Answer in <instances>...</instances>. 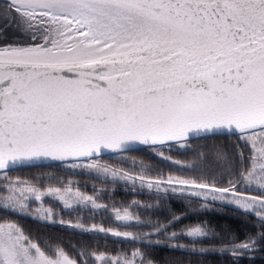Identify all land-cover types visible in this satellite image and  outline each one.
Returning a JSON list of instances; mask_svg holds the SVG:
<instances>
[{
    "label": "snow or ice",
    "instance_id": "6c2138e0",
    "mask_svg": "<svg viewBox=\"0 0 264 264\" xmlns=\"http://www.w3.org/2000/svg\"><path fill=\"white\" fill-rule=\"evenodd\" d=\"M9 29L24 38L0 44V169L43 159L71 161L76 168L83 161L107 178L109 169L98 159L109 151L143 145L164 156L169 142L238 133L252 150L251 166L226 187L196 179L167 182L254 213L264 241V0H2L0 36ZM218 159L231 168L223 153ZM241 183L244 191L255 183L259 195L245 196ZM141 184L159 187L143 177ZM5 191L0 207L23 211L24 191L11 183ZM76 199L104 207L79 193ZM115 218L139 222L127 210ZM152 227L155 232L143 236L97 230L133 241L166 231ZM186 235L195 251L209 231L197 226ZM257 243L250 238L231 251L250 252ZM91 259L153 264L140 249L114 259L92 253ZM0 264L82 262L62 247L46 250L8 222L0 223Z\"/></svg>",
    "mask_w": 264,
    "mask_h": 264
},
{
    "label": "trees",
    "instance_id": "16d2710c",
    "mask_svg": "<svg viewBox=\"0 0 264 264\" xmlns=\"http://www.w3.org/2000/svg\"><path fill=\"white\" fill-rule=\"evenodd\" d=\"M23 38L13 29H9L4 36H0V44ZM192 141L185 142L183 145L186 148L183 152L185 155L184 165L173 161L169 162L148 147L132 152L129 156L114 158L115 154L109 155L111 164H100L108 167L107 178H105V174H97L102 172V169H90L88 175L92 178L91 180L109 179L119 182L133 180L127 177L122 178V175L127 173L128 177L135 178V182H141V177L146 181L158 182L159 187L152 188H149L147 184L136 185V187H142L140 190L142 194H129L125 197L133 198V203L143 207L146 225L159 224L177 231H182L184 225L191 226L193 223L205 227L209 231V236L195 245V251L192 249V242L188 243V240L183 238L184 236H181L180 239L185 242L177 245L186 247H179L173 243L163 247V244L155 242L158 237L156 234L147 239L133 241L130 237H117L112 234V231L105 234L99 231L96 233L74 230L65 226L64 223L60 224L67 231L63 234H55L56 228L54 230L46 227L36 228L26 219L20 226L24 227L23 229L29 237L39 243L50 241L54 245L62 247L70 256L84 253L83 258L80 256L82 264L83 260H88V264H92V253L122 255L136 249H140L154 264H264V241L259 240L260 220L254 213L247 212L250 214H246V211L242 209L233 210L221 208L218 205H202L201 201L190 197L191 195L187 193L184 185H169L167 182L169 177L173 180L185 177L187 180L196 179L207 182L211 180L224 182L236 179L242 163L238 159V146L241 149H247V147L242 148L233 139L218 136L197 138L193 144ZM189 151L192 155L188 153ZM219 153H223L229 159L230 169L226 168L224 162L218 159ZM77 164L79 166L76 168H87L83 161H77ZM69 168L73 169V167ZM114 171L117 172L116 176L112 175ZM38 176L35 177L39 178ZM43 177L45 176L43 175ZM58 186L60 185L58 184ZM77 192L82 195L86 193L79 189ZM107 196L112 197L110 194ZM140 197H144L145 200H139ZM109 200L111 203L116 202V197L115 200ZM250 238L258 241L255 249L233 255L231 249L248 242ZM70 247H75L76 250H67ZM201 248L207 249V251L202 253L199 251Z\"/></svg>",
    "mask_w": 264,
    "mask_h": 264
},
{
    "label": "flooded vegetation",
    "instance_id": "af4514ba",
    "mask_svg": "<svg viewBox=\"0 0 264 264\" xmlns=\"http://www.w3.org/2000/svg\"><path fill=\"white\" fill-rule=\"evenodd\" d=\"M212 136L227 137L228 139H233V141L241 145L242 148L247 147V149L246 148L241 149L238 146L239 148L238 159L241 161L240 153L242 151L243 159L240 170L250 167L252 150L245 145L244 141L240 140L239 135H211L205 137H212ZM196 139H192L193 140L192 144L193 142H195L194 140ZM145 148L148 147L131 150L126 153H117V154L113 153L115 154L113 157L118 158L119 156L121 157L129 156V154H131L132 152L140 151ZM184 149H186L184 148V146L178 147L176 145L170 144L168 147H164L161 149V151L164 152V156H162V158L168 160L169 162L173 161L174 163H178L179 165H184L185 164V155L183 154V152H185ZM188 149L192 151L190 148ZM190 151L188 153H190ZM190 155H192V153H190ZM98 162L99 165L100 164L110 165L111 159L109 155H105L99 157ZM71 163L72 162L62 163L63 166L55 165V164L28 166V167L14 168L0 172V178L2 179L0 180V195H7V192L5 191L6 186L10 183L14 185L17 182H23V184H25V187H23V189L26 188L24 190V193L25 195L26 193H28V195H26L27 199L22 201L24 205L23 211H20L18 208L16 210H11L0 207V222L3 220L10 222L15 221L16 225L18 224L23 225L24 219H26L29 220L31 222L30 224L32 226H35L36 228L46 227V228H52L53 230L56 228L57 230L54 231L55 234H63L64 232H67L64 230V228H62V225H60L61 223H64L65 226L74 230L77 229L81 231H92L96 233L98 232L97 229L100 227H103L104 229H111L112 231L131 232L137 235L139 234L144 235L145 233L155 232V229L154 227H152V225H146L145 223V219L143 217L144 215L143 207L137 205L136 203H133L134 201L133 198L125 197L126 195L129 194H137V193L142 194V191H140L142 187H136V185H141V182L133 183V180L119 182L109 179L91 180L92 178L89 177L88 175L90 174L89 173L90 168L79 167V168L71 169L69 168L71 167ZM16 172H23V175L21 177L25 180H19L22 178L14 176ZM10 174L12 175L10 176ZM43 175L45 177H43ZM35 176H38L39 178H36ZM238 176L239 174L237 175V178ZM12 178H18V179L11 180ZM213 181H215L219 187H226L228 180L224 182L211 180L208 181V183H212ZM83 183L84 185H82ZM58 184L60 186H58ZM185 187L187 191H190L188 186ZM239 187L243 192V194L247 197L259 195V192L256 190L257 185L255 183L253 184L252 188L247 191H244L245 185L243 183H241ZM36 188H40V190H42L41 188H46V190L38 193L35 191ZM78 189L84 190L86 192L85 194H83V196H89L92 197L93 199H96L97 203L104 207L95 208L91 204H85L83 201H78L76 199V194L78 193L77 192ZM29 190H31L34 193H31ZM55 190H59V191L57 192ZM193 190L195 191V189ZM107 194H110L112 197L107 196ZM36 195H40L39 200L35 198ZM62 196L63 199H61ZM115 197H116V202H112V203L109 202L110 201L109 199L115 200ZM190 197L198 201H201L202 202L201 204L205 206L218 205L221 208H230L233 210L241 209L239 206L235 204L227 203L224 200H220V199L213 201L210 198L205 199L203 196L200 197L190 196ZM229 199H231V196L229 197ZM65 200L68 201V204H65L64 202ZM139 200L144 201L145 198L140 197ZM39 205H41L43 209L42 208L40 209ZM125 210H127L128 214L133 218L139 217V222H137L135 219H133L131 222L117 221L115 218L116 211H119L121 214H123ZM48 212H51L52 216L45 219V215ZM245 213L250 214L247 212ZM126 223L128 224V226H125ZM93 225H95L96 228H93ZM197 226L199 225H195V223L191 224V226L184 225L183 227L184 229L182 231H177L176 229H172L168 227L166 228V231L163 232V234H156L158 235L159 238L156 237L157 241L155 242H158L159 244H163V247L172 245L170 243H173V245H177L179 243L183 244L185 240L180 239V237L184 236L183 238L188 240V243H191L192 242L191 239L186 235L187 230ZM18 227L23 230V233L25 235H27L25 233V229H23L24 227L22 226H18ZM127 230H131V231H127ZM172 233H176L177 236L175 239L169 240L168 238L171 237ZM33 241L37 242L36 240ZM148 241L151 242L152 240H148ZM39 244L46 250H52L59 247L57 245H54L50 241ZM177 246H181V245H177ZM182 246L186 247L184 245ZM71 249L76 250L75 247ZM71 257L74 258V256ZM75 259L82 261V258L80 257L79 254H77Z\"/></svg>",
    "mask_w": 264,
    "mask_h": 264
},
{
    "label": "water",
    "instance_id": "95a60500",
    "mask_svg": "<svg viewBox=\"0 0 264 264\" xmlns=\"http://www.w3.org/2000/svg\"><path fill=\"white\" fill-rule=\"evenodd\" d=\"M0 1H2V0H0ZM232 134L239 135L238 133H232ZM223 135H230V134L225 133ZM205 136H211V135H201L199 137L193 136L189 140L196 139V138H200V137H205ZM174 143L175 144H181V143H183V141L180 142V143H177V142H169V144H174ZM144 147H148V146L137 145L135 149H141V148H144ZM113 153L114 152L109 151L105 155H110V154H113ZM105 155H103V156H105ZM67 162H71V161H57V160H52V159H43V160H38V161L30 162V163L17 164L15 167H11V168H8V169H0V172L7 171V170H10V169H14V168H21V167H28V166H38V165L62 164V163H67ZM187 193L189 195L197 196L195 194V192L187 191Z\"/></svg>",
    "mask_w": 264,
    "mask_h": 264
},
{
    "label": "rangeland",
    "instance_id": "374dc122",
    "mask_svg": "<svg viewBox=\"0 0 264 264\" xmlns=\"http://www.w3.org/2000/svg\"><path fill=\"white\" fill-rule=\"evenodd\" d=\"M250 166H251V164H250ZM12 174H10V176H11ZM23 175V172H16L15 174H14V176H17V177H19V178H22L21 176ZM16 179H18V178H12L11 180H16ZM179 179H186L185 177H182V178H179ZM0 180H2L1 178H0ZM19 180H25V179H19ZM187 180V179H186ZM15 186H19V188H20V190L21 191H24L26 188H24L23 189V187H25V184H23V182H17V183H15L14 184ZM29 188V187H28ZM42 190H40V188H36V192H38V193H40V192H42V191H44V190H46V188H41ZM31 193H34V192H32L31 190H29ZM35 192V193H36ZM26 195H28V193H26ZM30 195V194H29ZM26 200V199H25ZM39 207H40V209L42 208L43 209V207L41 206V205H39ZM8 222H10V221H5V220H3V221H1L0 223H8ZM11 223H14V224H16L15 223V221L14 222H11ZM17 226H20L19 224L17 225ZM122 233L123 232H125V231H121ZM32 239V238H31ZM33 240V239H32ZM67 250H73V249H71V247L69 248V249H67ZM97 253H103V252H97ZM132 252H130V253H128V254H131ZM106 254V256H107V258L108 259H114L115 257H117L118 255H120V254H107V253H105ZM74 256H76V254H73ZM75 258V257H74ZM97 264H98V262H97ZM154 264V263H153Z\"/></svg>",
    "mask_w": 264,
    "mask_h": 264
}]
</instances>
